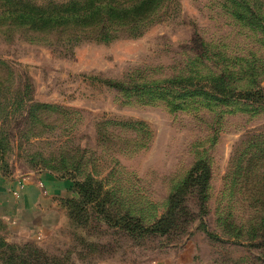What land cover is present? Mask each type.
<instances>
[{"label": "rangeland", "instance_id": "obj_1", "mask_svg": "<svg viewBox=\"0 0 264 264\" xmlns=\"http://www.w3.org/2000/svg\"><path fill=\"white\" fill-rule=\"evenodd\" d=\"M253 15L264 20V0H158L93 27L0 25V173L54 188L17 234L0 222V264H264V105L181 101L207 83L183 81L193 72L264 94ZM200 158L212 168L207 198L188 190L169 233L123 227L153 226ZM88 175L109 193L105 207L73 190Z\"/></svg>", "mask_w": 264, "mask_h": 264}, {"label": "trees", "instance_id": "obj_2", "mask_svg": "<svg viewBox=\"0 0 264 264\" xmlns=\"http://www.w3.org/2000/svg\"><path fill=\"white\" fill-rule=\"evenodd\" d=\"M0 12V25H19L27 26L32 30L46 31L59 28L70 22L82 23L91 27L101 20V14L104 16H112L114 19L119 17H131L133 15H146L147 11L158 4V0H125L128 5L123 6L120 0H69L65 3H56L48 1L44 4H38L32 0H3ZM149 7V8H148ZM133 12V13H132ZM255 20V29L261 31L264 35V20L259 16L253 15ZM240 20L243 16L238 14ZM111 20V19H110ZM118 20V19H117ZM112 21V20H111ZM7 23V24H5ZM114 23V21H113ZM125 23V20L122 22ZM189 85L195 82H207L201 87H195L193 90L185 93L181 101L203 103L205 107L213 110L217 104L252 101L260 105H264V94L261 90L257 91H237L232 88L225 76L218 80L213 79L212 74L201 76L199 73H191L190 76L182 78ZM110 87H114L119 91L130 92L139 90L142 92V85L136 83L126 85V82L109 81L106 82ZM196 84V83H195ZM149 84L145 85L148 88ZM185 88V87H184ZM194 88V87H193ZM188 90V86H187ZM187 98H190L187 100ZM157 99V98H156ZM160 100L163 97L158 98ZM170 105V103H168ZM212 179V168L206 159H197L189 172L186 174L183 182L169 196V205L167 212L153 226L145 227L140 222L128 223L123 218V227L127 231L146 235L166 234L175 226L178 216L183 210V201L186 193L190 189H196L198 197L201 200L207 198L210 181ZM73 190L77 191L80 199H84L86 203H95L97 206L105 207L109 199V193L104 190L103 185L91 175H88L84 181L78 182L72 179Z\"/></svg>", "mask_w": 264, "mask_h": 264}, {"label": "crops", "instance_id": "obj_3", "mask_svg": "<svg viewBox=\"0 0 264 264\" xmlns=\"http://www.w3.org/2000/svg\"><path fill=\"white\" fill-rule=\"evenodd\" d=\"M39 179L27 180L20 196L15 197L12 190L18 187L19 179L11 180L0 173V222H3L14 235L17 234L15 232L19 227L27 223L24 219L26 211L37 213L46 211V202L54 191L51 184L53 178L43 176L41 181Z\"/></svg>", "mask_w": 264, "mask_h": 264}, {"label": "built area", "instance_id": "obj_4", "mask_svg": "<svg viewBox=\"0 0 264 264\" xmlns=\"http://www.w3.org/2000/svg\"><path fill=\"white\" fill-rule=\"evenodd\" d=\"M25 184H26L25 179H20L18 181V187L16 189H13L12 190V193H13V195L15 197H19L20 196V193L24 189ZM42 186H44V185L42 184Z\"/></svg>", "mask_w": 264, "mask_h": 264}]
</instances>
